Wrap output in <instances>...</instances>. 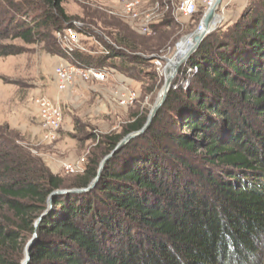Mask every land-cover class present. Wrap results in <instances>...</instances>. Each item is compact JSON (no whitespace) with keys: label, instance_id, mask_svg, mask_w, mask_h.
<instances>
[{"label":"trees","instance_id":"trees-1","mask_svg":"<svg viewBox=\"0 0 264 264\" xmlns=\"http://www.w3.org/2000/svg\"><path fill=\"white\" fill-rule=\"evenodd\" d=\"M64 2L0 0V55L19 53L6 42L17 38L53 49V34L71 26L103 48L56 49L62 60L160 84L150 56L171 34L169 12L147 36L91 5L82 8L89 25L76 26ZM256 3L204 37L148 129L108 159L89 191L56 196L44 213L53 190L87 186L147 112L90 136L97 143L72 177L52 174L23 137L0 133V264H21L33 238L28 264H264V3ZM193 67L188 86H177Z\"/></svg>","mask_w":264,"mask_h":264},{"label":"rangeland","instance_id":"rangeland-1","mask_svg":"<svg viewBox=\"0 0 264 264\" xmlns=\"http://www.w3.org/2000/svg\"><path fill=\"white\" fill-rule=\"evenodd\" d=\"M178 2L179 0H144L142 5V9H148L158 4L161 18L169 12V17L172 19L173 25L169 29L171 34L168 39L160 41L161 46L156 51L157 54L164 55L166 58L164 68L167 59L172 58L176 53L178 43L198 27L201 19V14L198 13L188 17L178 12L176 9ZM249 2H257L256 6L259 7L264 0H229L224 7L225 18L219 26L231 25L248 6L252 5H248ZM85 5L98 6L117 15L124 24L126 23L138 33L120 14L117 0H65L64 9L73 18L74 25H89L88 21L83 19L82 8ZM222 6L223 4L218 12L221 11ZM104 39L108 41L106 37ZM52 41L55 42L53 49L47 48L43 41L27 43L19 38L6 41L20 46L21 50L12 55H0V133L5 135L8 133L12 138L13 136L23 137L26 141L17 140V142L20 145L30 142L31 154L41 158L52 174L72 177L83 170L86 157L97 143V140H93L90 136L93 135L97 139L106 134L119 132L133 119L131 117L133 113L140 111L147 112V115L150 113L164 85V72L162 75L158 73L161 79L157 78V82L160 80V84L152 88L150 83H145L149 86L144 88L139 80H132V88L137 90V98L127 107L118 106L111 94L112 88L116 85L113 76L115 73L111 71L107 73L104 81L77 82L65 91H58L55 86L53 68L62 61V58L54 53L56 49L61 50L62 43L65 42V33L61 35L54 33ZM79 44V49L90 56H98L103 48V44L97 37L83 34H79ZM193 74L187 70L184 73L185 78H182L177 86L186 88ZM41 97L58 100L62 109V129L65 132L60 133L55 142H41L36 130L38 116L35 100ZM75 124L79 129H74ZM30 135L33 136V141ZM0 142L3 140L0 139ZM70 161L78 162L80 169L77 172L67 173L63 169V163ZM33 239L35 242L36 238ZM262 252L264 255V249Z\"/></svg>","mask_w":264,"mask_h":264},{"label":"built area","instance_id":"built-area-1","mask_svg":"<svg viewBox=\"0 0 264 264\" xmlns=\"http://www.w3.org/2000/svg\"><path fill=\"white\" fill-rule=\"evenodd\" d=\"M143 1L117 0V4L120 14L129 21L138 33L149 35L153 32L154 24L161 20L162 14L158 12V4H154L148 9H142ZM214 2L215 0H179L176 9L188 17L200 13L202 19ZM198 29H202L200 22ZM62 33H65V42L62 43L61 48L66 54H71L75 49L80 48L79 33L76 28L66 26L62 32H57L58 35ZM152 56H154L153 64L157 73L162 75L164 72L165 56L160 54ZM109 71L115 73L113 76L116 85H114L111 91L113 98L118 106H129L137 98V90L132 88L133 86H130L126 81L131 79L113 70ZM109 71L79 67L64 59L53 68L55 86L58 91H65L77 82L104 81ZM188 71H197V67H193V69L188 68ZM119 77H123V79L121 80ZM35 106L38 116L37 132L39 139L45 143L55 142L59 138L60 131L63 128V113L59 101L41 97L35 100ZM63 169L67 173H74L80 167L77 161H70L63 163Z\"/></svg>","mask_w":264,"mask_h":264},{"label":"water","instance_id":"water-1","mask_svg":"<svg viewBox=\"0 0 264 264\" xmlns=\"http://www.w3.org/2000/svg\"><path fill=\"white\" fill-rule=\"evenodd\" d=\"M222 4H223V0H215L213 5L208 9L206 14L202 17L200 21L202 29L199 30L197 27L192 33L185 36V38H183L178 43L176 53L172 56V58L167 59V62L164 68V85L162 87L160 95L158 96L153 107L151 108L150 113L147 115V119L145 123L143 124V126L138 130H134V131H131L125 134L122 138L119 139V141L116 143L114 148L102 158V160L99 163L95 177L89 182L87 186L72 187V188H58V189L53 190L48 196L47 208L44 211V213L48 209L52 208L53 198L56 196H61L64 194H82V193L89 191L98 181L99 176L105 166V163L108 161V159H110L118 149L128 144L133 138L142 135L148 129L154 116L158 112L159 108L165 102V99L167 97L169 90L174 85V80L176 76L178 75V72L181 66L185 64L186 61L189 59V57L198 49L204 37L207 34H209L211 30L217 28L219 24L222 22V20H224L225 15L223 14L222 10L218 12ZM183 42H187V43L189 42L191 44H189L188 48L184 52L182 51L180 52V46L182 45ZM150 58L153 59L154 56H150ZM44 213L42 215H44ZM33 243H34V239H32L29 242V244L26 246L25 258L23 259L21 264H27L29 262V259L31 256L30 250L32 248Z\"/></svg>","mask_w":264,"mask_h":264},{"label":"crops","instance_id":"crops-1","mask_svg":"<svg viewBox=\"0 0 264 264\" xmlns=\"http://www.w3.org/2000/svg\"><path fill=\"white\" fill-rule=\"evenodd\" d=\"M227 3H229V0H223V6H222V12L224 13L225 11H224V7H226L227 6ZM225 14V13H224ZM119 79H123V77H119ZM127 81V83L130 85V86H133L132 85V81L131 80H126ZM36 130H37V128H36Z\"/></svg>","mask_w":264,"mask_h":264},{"label":"bare ground","instance_id":"bare-ground-1","mask_svg":"<svg viewBox=\"0 0 264 264\" xmlns=\"http://www.w3.org/2000/svg\"><path fill=\"white\" fill-rule=\"evenodd\" d=\"M189 44L191 43L183 42L182 45L180 46V52L181 51L184 52L188 48Z\"/></svg>","mask_w":264,"mask_h":264}]
</instances>
